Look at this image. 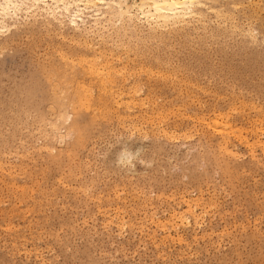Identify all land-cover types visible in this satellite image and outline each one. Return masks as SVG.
Here are the masks:
<instances>
[{"label":"rangeland","instance_id":"obj_1","mask_svg":"<svg viewBox=\"0 0 264 264\" xmlns=\"http://www.w3.org/2000/svg\"><path fill=\"white\" fill-rule=\"evenodd\" d=\"M202 1L257 38L213 14L152 40L140 26L114 67L157 102L128 121L79 105L60 58L123 54L116 35L106 48L36 25L0 39V264H264V0Z\"/></svg>","mask_w":264,"mask_h":264},{"label":"bare ground","instance_id":"obj_2","mask_svg":"<svg viewBox=\"0 0 264 264\" xmlns=\"http://www.w3.org/2000/svg\"><path fill=\"white\" fill-rule=\"evenodd\" d=\"M125 2H126L124 3L125 7L123 9L120 8L121 10L119 12H116L117 10H115L116 8H114L115 0H0V39L11 33H17L18 31L21 32L23 30L32 29L36 25H42L45 29L51 32L53 29L56 30L58 32L57 35L61 39H64V40H67L66 32H72L74 34H79L81 36L91 34L93 36L100 37L104 46L106 45V48L107 46L111 45L109 40H106V38L107 37L112 38L113 35H116L118 38L117 41L115 40L116 45L118 49L120 48V50L122 49L124 52L123 54H117L113 56L115 59H112L113 57L108 58V55L106 54L107 52H105V54L99 53L101 49L98 51V53H96L95 52L96 45L94 46L92 44L93 42H90V44L87 43L88 45L86 44V46L88 49L92 50L95 53H92L89 55L76 54V56H71V55H68L66 51L67 53L65 54L66 56L62 55L60 58L62 62L65 64V66L71 69L70 70L71 80H70V83H68L69 88H67L68 90L67 89L66 90L69 94H74L77 97L76 102H78L79 105H82L83 107L87 106V108H89L90 106H93V104H95L99 106L100 109L102 110L106 109V111H108L110 107H115L113 109H116V112L118 115L117 117H121V119L128 121L129 118L133 116L134 114L133 110L135 107H137V105L157 102V100L151 97L150 95L151 93L149 92H148L149 94H147L146 97L139 96V93H140L139 90L141 88L138 86L140 85V83H138L139 79L137 78H134L133 79L134 81L129 86L120 87L121 85L119 83L118 76L120 72L123 71L122 69L124 68L115 69L114 67L115 61L117 65L118 64L120 65L122 64L121 56L127 55L126 53L127 50L126 51L124 50V46H126L124 45L125 42L123 44L121 39H124V38L132 39L134 37H137V35L139 34L138 30L139 28H141L140 26H142L143 28L146 27L148 29L147 38L149 37L148 39L152 40L156 38V36H159L160 38V36H164L165 34L169 32L176 33L181 28L185 26H189L193 23H200L201 25H203V27H205L211 22L212 17L210 15L213 14L216 17L222 18L221 20L226 25H228V22H229L227 20H230L231 27L237 30L238 33L240 32L242 36L248 37L252 40L257 38L256 29H254L253 27H250L253 25L246 26V24L239 22L237 17L235 18L233 16H227L228 14L226 15L220 9L218 10L214 8H208L207 5L202 0H142V3H141L142 7H140V9H136L133 11L131 10V7H130L131 3L129 4L127 1ZM136 8H139V7H136ZM230 14L231 13L229 12V15ZM106 48L104 47V49ZM122 50L120 51V53L122 52ZM110 53L112 54L111 51L109 52V54ZM109 59H112V62H110L111 60ZM123 66L125 67V65ZM85 77H90L92 78V80H94L92 82H95V85L98 88V90L96 89L98 91L96 97L89 92L91 91L89 90L90 89L89 86H85L86 84L84 80ZM126 81L128 80H125V82ZM90 86H92V84ZM63 93L65 92L63 91ZM64 99H62L61 103L64 101ZM68 99H67V102H68ZM95 109H96V106H95ZM74 111H76V109ZM97 111H99V109H97ZM137 116L135 115L136 118ZM146 117L145 118L141 117V118L145 120ZM135 121H131L133 124L132 128H135V126L137 125ZM59 123H56V124L58 125ZM213 125L217 129V131L219 130L227 131V130H230L229 128H231L228 122H225L224 119L219 120V117L217 118V120H215V122H213ZM138 127L139 126H136V129H132V130L133 131L134 130L136 131L137 129L139 130L140 128ZM49 128H52V127H49ZM70 130L71 129H69V131ZM45 131H48V130H45ZM52 131H54V129L51 130V132ZM235 132L236 131H234V133ZM241 134H242V131H241ZM60 135H62V133ZM0 168L3 169V166L0 165ZM192 207L193 206H191L190 204L187 206L189 210H191Z\"/></svg>","mask_w":264,"mask_h":264}]
</instances>
